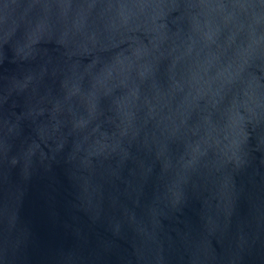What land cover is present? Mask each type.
Masks as SVG:
<instances>
[{"label": "water", "instance_id": "obj_1", "mask_svg": "<svg viewBox=\"0 0 264 264\" xmlns=\"http://www.w3.org/2000/svg\"><path fill=\"white\" fill-rule=\"evenodd\" d=\"M0 264H264V0H0Z\"/></svg>", "mask_w": 264, "mask_h": 264}]
</instances>
